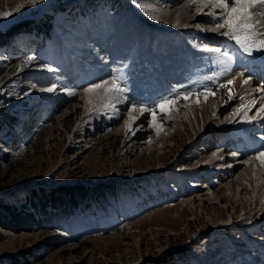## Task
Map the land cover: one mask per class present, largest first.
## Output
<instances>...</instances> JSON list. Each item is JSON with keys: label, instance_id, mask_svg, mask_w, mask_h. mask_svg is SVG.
Wrapping results in <instances>:
<instances>
[{"label": "rangeland", "instance_id": "374dc122", "mask_svg": "<svg viewBox=\"0 0 264 264\" xmlns=\"http://www.w3.org/2000/svg\"><path fill=\"white\" fill-rule=\"evenodd\" d=\"M189 4L0 0V12L23 5L0 18V264H264V167L255 160V171L229 183L239 168H221L214 152L239 153L224 163L253 159L264 120L227 122L250 107L238 90L240 102L209 106L197 121L186 106L181 119L169 115L223 99L235 75L257 82L264 52L249 56L210 33ZM200 45L228 50L231 62L214 63ZM117 70L126 91L102 107L107 86L84 89L111 84ZM164 96L179 99L156 109L155 122L144 113L148 143H139L129 117L140 111L130 106ZM224 242L243 252L234 262Z\"/></svg>", "mask_w": 264, "mask_h": 264}, {"label": "snow or ice", "instance_id": "6c2138e0", "mask_svg": "<svg viewBox=\"0 0 264 264\" xmlns=\"http://www.w3.org/2000/svg\"><path fill=\"white\" fill-rule=\"evenodd\" d=\"M38 0H29L30 4L37 3ZM134 4L138 0H132ZM141 7H144V4H140ZM211 7L213 11H205V9ZM23 5H18L12 11L0 12V18H7L13 15V12H20ZM195 8L198 15H206L209 17V22L212 25L209 29L211 32L225 37L228 41H233V47H238V50L242 53H247L251 56L254 52H264V39L258 37L264 35V32L259 31L258 29L264 28V0H190L189 10ZM153 19L156 17L153 16ZM176 26H179L177 23ZM197 28H201L199 24L195 25ZM188 27V25H184ZM204 30V29H201ZM199 47L202 50L213 54L212 60L214 63H219L227 65L232 60L228 50L221 49L220 47L212 48L208 45H200ZM34 58L28 57L25 61V66L31 62ZM41 68L49 69V65L42 64L39 65ZM20 69H18L19 71ZM111 84L108 80H102L99 83L90 84L87 88L84 89L86 93L92 92L95 89L101 88L102 86H107L104 89L105 95L104 99L108 101L107 104H102V107H113V101L119 102L122 94L126 91V76L123 72L117 70L114 71L110 76ZM248 80H245L247 83ZM228 84H231L232 81H227ZM124 85V86H122ZM55 85L51 88H48L47 91H53ZM205 95L211 94V89H204ZM75 94V93H72ZM191 93H185L184 98L190 96ZM179 97L173 96H164L159 100L153 102V106L149 107L143 103L141 104H132L129 111L139 109L140 113H151L153 122L156 118V109H160L161 112L165 110V106L169 104H174ZM255 101H252V105H255ZM261 107H264L262 105ZM241 110L244 111V116L242 119L246 123H253L256 120L255 116H248L247 113L250 110V107L241 105ZM240 110H238L239 112ZM259 111V110H258ZM261 119H264V112L260 113ZM132 120H135L136 117H131ZM155 126V124H153ZM232 156L238 155V153H231ZM256 159L264 162V148L256 153Z\"/></svg>", "mask_w": 264, "mask_h": 264}, {"label": "bare ground", "instance_id": "6f19581e", "mask_svg": "<svg viewBox=\"0 0 264 264\" xmlns=\"http://www.w3.org/2000/svg\"><path fill=\"white\" fill-rule=\"evenodd\" d=\"M51 5V2H48L47 4H45V6H43L42 7V9L43 10H45V9H47L49 6ZM208 9V11H213L212 9H211V7L209 6V8H207ZM207 9H205V10H207ZM196 15H198L197 14V11H196ZM205 17H208V16H206L205 15ZM209 18V17H208ZM185 21H189V19L188 18H186L185 19ZM190 23V22H189ZM191 24V23H190ZM192 26H194V24L192 25ZM203 26H205V25H203ZM207 28H208V30L211 28L210 26H207ZM142 29V28H141ZM210 31V30H209ZM210 33H211V31H210ZM216 36H218V35H216ZM219 37V36H218ZM217 37V38H218ZM219 39V38H218ZM217 39V40H218ZM219 41V40H218ZM177 63V62H176ZM180 66V65H179ZM179 66H177L176 68H179ZM168 69L169 68H167V70H165L166 72L168 71ZM170 70V69H169ZM236 74H238V73H236ZM167 76V73L166 74H162V76H160L159 77V79H160V81H161V77H163V76ZM233 79V78H232ZM248 80V82L247 83H245V80ZM258 79V81L256 82V81H254V79H252V78H249V77H246L244 74H238V76H236L235 75V77H234V82H235V87H233V88H235L234 90H233V92L232 93H229V91L228 90H226L225 91V93H222L223 95H222V97H223V99L221 98V100H219V98L218 99H216V98H211L210 99V97L209 98H206L205 100H204V104H207V105H204L203 107H192V105H191V102H186V103H181V104H179V105H177V106H175L174 107V110H170L171 111V113L169 112V115H171L170 116V118L171 117H173V119H179L180 117L182 118V114H183V112L181 113L180 112V110H181V106H186V107H188L189 109H188V114L191 116V118H192V120H196V119H198L199 117H201L202 116V114L201 113H203L204 111H205V109H207L209 106H215V107H221V106H223L224 105V103H226L227 104V101L228 102H240L241 101V99L240 98H238L237 97V95H236V92L235 91H237L238 90V92H240L241 91V94H245V97L247 98L248 97V102L250 103V107H252L253 105H252V101H255L256 103H255V108H257L258 107V109H257V113L255 114V117H258V120H264V119H261V116H260V113L261 112H264V107H261L262 105H264V76L263 75H261V76H259L258 78H256V80ZM232 81V80H231ZM261 82V83H260ZM262 84V86L260 85V84ZM254 85H259V87H257V86H254ZM231 86V85H230ZM228 89V88H227ZM259 89V92H260V90H261V92L260 93H254L256 90H258ZM252 93H253V95H252ZM257 95H258V98H257ZM221 97V96H220ZM246 100V101H247ZM198 101V100H197ZM220 101H222V102H220ZM245 101V100H244ZM199 102V101H198ZM243 102V101H242ZM222 103V104H221ZM183 104V105H182ZM259 110V111H258ZM234 116V115H233ZM233 116H230V115H228V116H226V119H227V122L228 123H230V124H232L233 122L232 121H238V122H240L241 120H242V118H239V117H237L236 115H235V117H233ZM131 117H136V119L135 120H132L131 119ZM131 117H129V119H130V122L132 123V124H137V128L135 129L136 131H140V132H138L139 133V140H138V142L139 143H141V144H147L148 143V138L146 137L147 135V128H145L146 126H145V114H141V113H137V114H134V115H132ZM180 118V119H181ZM168 120V119H167ZM185 120V119H184ZM197 121V120H196ZM214 152H219V154H218V160L220 161V167L221 168H223V169H230V170H235V169H238L239 168V170L238 171H236L237 172V175L233 178V179H231V180H229V183L230 182H233V181H239L240 182V179L241 178H243L244 177V175H249V172H251V171H255L256 170V164H255V160H258V159H256L255 157L253 158V159H243V160H239L238 158H235L234 159V161H229V160H227V163H224V159L227 157V156H231V153H233V152H229V151H227V152H225L224 150H223V148H215V151ZM238 155H239V153H238ZM233 157V156H232ZM261 164L260 165H262L263 167H264V162H262V161H260V160H258ZM258 163V162H257ZM239 185H240V183H239ZM215 196H217V194H215ZM193 200V199H192ZM225 224H226V222H225ZM227 244H229V242L228 243H226V242H224L222 245H223V247L221 248V250H223L224 251V253H225V255H224V258L226 259L225 261H226V263H229V262H231L232 260H233V262H234V260L236 259V258H238L239 257V255L240 254H242L243 252H238V251H230L229 250V248L227 247ZM264 248V247H263ZM263 251V250H262ZM258 261H261V258L260 257H257V260H256V262H258ZM232 262V263H233ZM253 263V262H252ZM252 263H249V264H252Z\"/></svg>", "mask_w": 264, "mask_h": 264}, {"label": "trees", "instance_id": "16d2710c", "mask_svg": "<svg viewBox=\"0 0 264 264\" xmlns=\"http://www.w3.org/2000/svg\"><path fill=\"white\" fill-rule=\"evenodd\" d=\"M15 30H11L10 32H8L9 34H12Z\"/></svg>", "mask_w": 264, "mask_h": 264}]
</instances>
